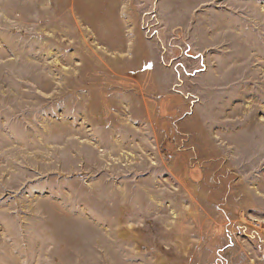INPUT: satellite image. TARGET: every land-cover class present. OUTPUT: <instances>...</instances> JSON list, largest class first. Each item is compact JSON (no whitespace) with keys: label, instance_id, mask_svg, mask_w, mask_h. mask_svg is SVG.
Listing matches in <instances>:
<instances>
[{"label":"rangeland","instance_id":"obj_1","mask_svg":"<svg viewBox=\"0 0 264 264\" xmlns=\"http://www.w3.org/2000/svg\"><path fill=\"white\" fill-rule=\"evenodd\" d=\"M0 264H264V0H0Z\"/></svg>","mask_w":264,"mask_h":264}]
</instances>
